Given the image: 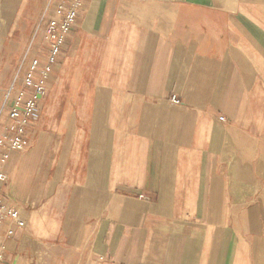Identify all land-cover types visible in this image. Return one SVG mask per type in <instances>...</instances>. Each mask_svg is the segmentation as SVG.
<instances>
[{
  "label": "crops",
  "instance_id": "crops-1",
  "mask_svg": "<svg viewBox=\"0 0 264 264\" xmlns=\"http://www.w3.org/2000/svg\"><path fill=\"white\" fill-rule=\"evenodd\" d=\"M72 2L0 0V136L35 26ZM46 88L0 162L26 223L0 264H264V0H82Z\"/></svg>",
  "mask_w": 264,
  "mask_h": 264
},
{
  "label": "built area",
  "instance_id": "built-area-1",
  "mask_svg": "<svg viewBox=\"0 0 264 264\" xmlns=\"http://www.w3.org/2000/svg\"><path fill=\"white\" fill-rule=\"evenodd\" d=\"M81 6L82 0H73L68 7L59 6L57 13L61 15V18L50 19L45 27L43 23L46 20L49 8L42 15L40 23L36 27L31 39L30 47L24 55L23 64L30 58V51L34 46L39 47L40 52L45 54V61L43 62L40 57L32 58L23 79L17 74L4 95L1 110L6 109L12 93L23 82L25 90L18 94L13 106L8 110L9 117L13 122L11 127L13 135L2 134L0 136L1 165L6 163L13 151L25 153L30 149L29 141L26 138L27 126L30 119L38 112L40 102L46 96V81L49 79L53 72V67L61 56L62 48L67 37L71 34ZM173 101L179 102L176 99H173ZM220 121L224 122L225 118H220ZM0 179L6 180L3 173H0ZM6 221H10L13 225L20 228L26 227V223L21 218L19 210H10L0 201V228ZM2 259L3 257L0 254V263Z\"/></svg>",
  "mask_w": 264,
  "mask_h": 264
},
{
  "label": "rangeland",
  "instance_id": "rangeland-1",
  "mask_svg": "<svg viewBox=\"0 0 264 264\" xmlns=\"http://www.w3.org/2000/svg\"><path fill=\"white\" fill-rule=\"evenodd\" d=\"M41 17H42V16H41ZM40 20H41V18L39 19L37 25H36L35 28H34V31H33L32 37H33V35H34V32H35L36 27H38V25H39V23H40ZM32 37H31V39H32ZM30 44H31V41H30V43H29V47H30ZM29 47H28V48H29ZM23 58H24V57H23ZM24 68H25V63L23 64V59H22V62L19 64V67H18V69H17V71H16L14 77H15L17 74H19V75L21 76L22 72H24ZM14 77H13V79H14ZM13 79H12V81H13Z\"/></svg>",
  "mask_w": 264,
  "mask_h": 264
}]
</instances>
